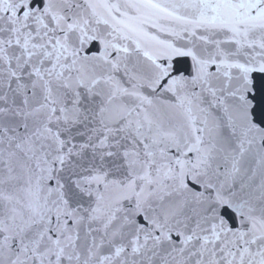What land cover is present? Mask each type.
Here are the masks:
<instances>
[{
	"label": "snow or ice",
	"instance_id": "obj_1",
	"mask_svg": "<svg viewBox=\"0 0 264 264\" xmlns=\"http://www.w3.org/2000/svg\"><path fill=\"white\" fill-rule=\"evenodd\" d=\"M0 264H264V0H0Z\"/></svg>",
	"mask_w": 264,
	"mask_h": 264
}]
</instances>
